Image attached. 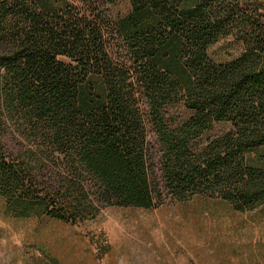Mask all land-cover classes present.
<instances>
[{
  "label": "trees",
  "instance_id": "1",
  "mask_svg": "<svg viewBox=\"0 0 264 264\" xmlns=\"http://www.w3.org/2000/svg\"><path fill=\"white\" fill-rule=\"evenodd\" d=\"M130 2L113 21L104 0H0V197L72 224L196 195L264 206V13ZM228 35L245 50L216 62L209 47ZM176 104L191 115L171 123Z\"/></svg>",
  "mask_w": 264,
  "mask_h": 264
},
{
  "label": "rangeland",
  "instance_id": "2",
  "mask_svg": "<svg viewBox=\"0 0 264 264\" xmlns=\"http://www.w3.org/2000/svg\"><path fill=\"white\" fill-rule=\"evenodd\" d=\"M255 2L264 13V0ZM113 21L132 10L130 0H104ZM245 43L234 35L209 47L216 62L240 56ZM191 115L183 104L167 110L171 123ZM216 125L206 134H219ZM8 154L21 148L5 139ZM0 264H264V206L238 211L204 195L168 199L155 209L110 205L94 218L67 223L35 212L18 215L0 197Z\"/></svg>",
  "mask_w": 264,
  "mask_h": 264
}]
</instances>
